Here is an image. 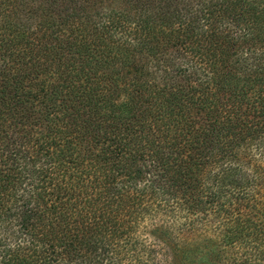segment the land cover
<instances>
[{
	"label": "trees",
	"instance_id": "trees-1",
	"mask_svg": "<svg viewBox=\"0 0 264 264\" xmlns=\"http://www.w3.org/2000/svg\"><path fill=\"white\" fill-rule=\"evenodd\" d=\"M0 264H264V0H0Z\"/></svg>",
	"mask_w": 264,
	"mask_h": 264
}]
</instances>
